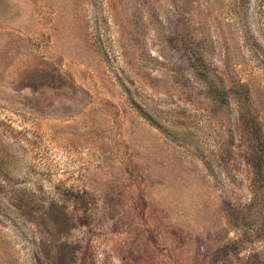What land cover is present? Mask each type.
<instances>
[{"label": "rangeland", "instance_id": "obj_1", "mask_svg": "<svg viewBox=\"0 0 264 264\" xmlns=\"http://www.w3.org/2000/svg\"><path fill=\"white\" fill-rule=\"evenodd\" d=\"M0 264H264V0H0Z\"/></svg>", "mask_w": 264, "mask_h": 264}]
</instances>
